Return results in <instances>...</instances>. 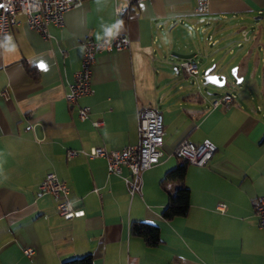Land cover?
<instances>
[{"label":"crops","instance_id":"1","mask_svg":"<svg viewBox=\"0 0 264 264\" xmlns=\"http://www.w3.org/2000/svg\"><path fill=\"white\" fill-rule=\"evenodd\" d=\"M195 9L194 0H140L117 16L114 0H80L63 27L49 26L48 40L18 17L11 40L0 47V264H63L87 254L95 255L94 264H264V230L253 210L255 199L264 196V0H212L204 15ZM118 22L114 32L129 37L130 47L97 54L93 94L69 104L83 41H100L105 28ZM182 26L195 37L190 50L212 63L221 52L248 46L235 65L248 95L217 109L202 95L196 98L200 109L179 110L165 101L161 63ZM181 64L183 74L193 77ZM198 67L195 77L205 80ZM217 75L226 77L223 70ZM80 106L89 108L85 121L77 117ZM145 109L163 114L166 135L160 162L142 173L141 195H131L122 177L109 174L103 158L67 159L69 149L137 145L138 112ZM183 140L210 141L217 151L204 167L188 164L189 214L166 221L161 212L168 192L179 184L165 189L161 181L179 163L173 151ZM49 174L68 184L69 199L82 215L64 218L58 201L39 191ZM133 221L158 225L161 243L151 248L133 236ZM27 248L34 249L30 257Z\"/></svg>","mask_w":264,"mask_h":264},{"label":"built area","instance_id":"2","mask_svg":"<svg viewBox=\"0 0 264 264\" xmlns=\"http://www.w3.org/2000/svg\"><path fill=\"white\" fill-rule=\"evenodd\" d=\"M80 0H0V47L9 41L12 29L18 23V17H26L28 26L48 40V29L53 25L63 27L65 15ZM140 0H114L117 16H126L132 5ZM196 13L204 15L209 10L212 0H194ZM247 40V33H244ZM131 41L124 35L107 37L104 35L100 41L87 38L83 41V59L81 70L75 74L74 82L70 84L66 100L69 104H77L83 97L93 94L92 75L96 56L103 52L121 51L129 48ZM181 68L189 75L199 74L198 64L193 61L183 62ZM2 97L9 99L7 91H3ZM235 96L225 93L211 101V108L229 107L233 104ZM89 108L80 106L77 117L80 121L89 118ZM95 128L102 126L101 122L93 123ZM139 142L118 151H107L105 147L92 148L90 151H76L69 149L66 152L67 159H73L80 154L88 159L103 158L106 160L109 174L122 177L131 195L142 194V173L160 162L163 154L165 138L164 117L160 111L145 109L138 112ZM217 151V147L210 141L195 144L187 140L181 141L174 149L173 155L190 165L197 167L206 166ZM129 175L125 176L124 172ZM39 191L52 195L57 201V209L61 216L71 219L83 214L77 211L70 201V188L65 181H61L54 174H49L39 184ZM217 210L225 212L226 205L219 204ZM254 215L257 226L264 230V196H259L253 203ZM79 213V214H78ZM28 257L34 254L33 248L24 249Z\"/></svg>","mask_w":264,"mask_h":264},{"label":"rangeland","instance_id":"3","mask_svg":"<svg viewBox=\"0 0 264 264\" xmlns=\"http://www.w3.org/2000/svg\"><path fill=\"white\" fill-rule=\"evenodd\" d=\"M194 39L195 37L189 35L186 28L182 26L180 33L176 35V38L174 37V49L170 48V55L165 57L163 60L165 63H163L162 60L159 61V63L162 62L161 66L166 69L165 72L159 75V89L160 91H165V93L168 94L165 101L167 102L170 100V102L177 107L176 109L179 110L193 108L195 106L200 109L202 105L199 102H196L198 95L204 96L207 100L205 103L208 105H211V101L214 98L222 96L226 91L233 94L235 97L248 95L247 89L240 88V86H243L244 83H238V78L233 75V70L237 68L236 66L242 59L241 55L244 54V51L248 46H235L232 48L235 53L232 54H230L229 51L221 52L216 57L217 61L212 63L206 59L203 52H199L194 49L190 50L191 46L189 45L193 44ZM185 44L189 46L188 49L184 48ZM179 47H182L181 51L179 50ZM188 60L197 63L203 69L202 74H204L208 68L217 65V69H213L212 74H218L219 71L223 70L226 76V84L222 87H216L212 84H205L203 76L186 77L180 69V64ZM177 70H179V72H177ZM177 73H179V76ZM187 94L188 96L186 101H184V97ZM180 103L184 105H179ZM161 104L159 105L161 106L160 110H163V106ZM173 161H176V158L173 157Z\"/></svg>","mask_w":264,"mask_h":264},{"label":"trees","instance_id":"4","mask_svg":"<svg viewBox=\"0 0 264 264\" xmlns=\"http://www.w3.org/2000/svg\"><path fill=\"white\" fill-rule=\"evenodd\" d=\"M29 73L34 78L38 77V73L34 67H28ZM264 141V135H263ZM179 160V163L169 169L162 181L163 188L172 183H178L179 186L171 192H168V203L161 212L164 220L170 221L177 217H187L190 209V190L184 185L185 175L187 172L188 163ZM130 231L133 236L143 239L147 246L153 248L161 243V232L158 225L147 222L133 221L130 226ZM94 254H87L81 257L68 259L63 264H94Z\"/></svg>","mask_w":264,"mask_h":264},{"label":"water","instance_id":"5","mask_svg":"<svg viewBox=\"0 0 264 264\" xmlns=\"http://www.w3.org/2000/svg\"><path fill=\"white\" fill-rule=\"evenodd\" d=\"M213 67L206 70L205 72V84H212L216 87H222L226 84V77L224 76H219L217 74H212ZM233 75L236 77L237 71L236 69L233 70Z\"/></svg>","mask_w":264,"mask_h":264},{"label":"clouds","instance_id":"6","mask_svg":"<svg viewBox=\"0 0 264 264\" xmlns=\"http://www.w3.org/2000/svg\"><path fill=\"white\" fill-rule=\"evenodd\" d=\"M122 22H118L116 25H113L112 27L105 28V35L107 37H113L117 33L114 32V29L118 30L121 27ZM7 39L10 41L11 37H7Z\"/></svg>","mask_w":264,"mask_h":264},{"label":"snow or ice","instance_id":"7","mask_svg":"<svg viewBox=\"0 0 264 264\" xmlns=\"http://www.w3.org/2000/svg\"><path fill=\"white\" fill-rule=\"evenodd\" d=\"M0 7H2V5H0ZM40 67H41V69L46 70V67L43 64H41Z\"/></svg>","mask_w":264,"mask_h":264}]
</instances>
